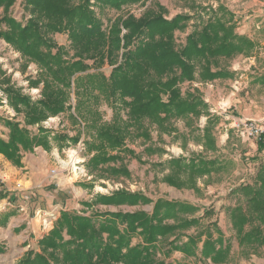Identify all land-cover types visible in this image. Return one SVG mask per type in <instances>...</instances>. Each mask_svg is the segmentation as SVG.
Here are the masks:
<instances>
[{"label": "trees", "instance_id": "obj_1", "mask_svg": "<svg viewBox=\"0 0 264 264\" xmlns=\"http://www.w3.org/2000/svg\"><path fill=\"white\" fill-rule=\"evenodd\" d=\"M142 1L25 0L31 17L20 22L11 12L16 0H0V38L41 66L47 79L44 98L37 103L7 85L11 105L25 118L22 123L0 117V124L8 130L7 138L0 135V155L20 167L24 153L34 152L48 139V132L41 128L35 132L30 127L39 125L49 115L65 112L74 88L75 113L87 121L89 131L99 142V155L88 162L91 172L102 176L128 174L125 168L109 167L117 157L106 149L121 148L130 137V129L150 143L149 127L156 126L160 134L175 135L185 146L189 141L204 146L201 154L165 163L172 172L164 178L169 186L200 191L198 179L210 176L222 165L220 157L208 156L218 152L214 135L218 118L210 116L198 89L190 87L184 92L183 85L231 78L228 64L240 55L251 54L256 45L248 36L237 33L235 15L224 6L208 14V20H204L205 8H195L193 16L179 14L168 19L166 9L158 7L140 18L118 16L105 26L102 15L106 11L121 12ZM190 22L194 23L192 31L184 44H178L176 32L186 31ZM122 30L126 32L123 36ZM63 33L71 42V59H67V48L53 40L55 34ZM88 61L98 67H113L110 76L87 73ZM103 100L114 112L109 125L102 121L101 112L89 107L93 104L97 109ZM203 115L208 116V122L201 133L196 124ZM176 119L183 120L188 131L176 129ZM257 145L259 152L264 150V135ZM230 197L236 204L226 207L225 212L232 224L233 238L243 248L264 246V165L252 183L234 187ZM96 203L154 206L152 213L84 215L62 211L54 228L40 239L39 249L26 252L18 264H172L158 261L156 255L162 251L166 257L182 252L211 259L215 264L228 260L232 238H224L218 221L211 222L196 236L186 234L201 225L204 218L211 217L213 208H204L200 214V207L186 201L153 202L143 194L125 191L101 196ZM135 235L142 238L143 245L132 246ZM204 236V246L199 249ZM184 237L188 241L181 246Z\"/></svg>", "mask_w": 264, "mask_h": 264}, {"label": "rangeland", "instance_id": "obj_2", "mask_svg": "<svg viewBox=\"0 0 264 264\" xmlns=\"http://www.w3.org/2000/svg\"><path fill=\"white\" fill-rule=\"evenodd\" d=\"M24 5L25 0H16L11 10L13 17L20 22H27L31 17ZM220 6H224L235 15L234 21L237 33L251 38L255 42L256 48L251 54L240 55L228 64L231 78L208 82L196 81L192 85L189 83L183 85L184 92L190 87L198 89L208 104L210 116L218 118V123L214 129L218 152L209 153L208 156L209 158L220 157L222 165L210 176L198 179L197 183L200 191L195 192L189 188L178 189L169 186L164 181V178L172 172L165 163L173 159H189L192 155L201 154L204 152V146L202 144H195L192 141H189L185 146L182 139L174 138L176 137L175 135L160 134L156 126L149 127L152 138L150 143L139 139L136 136L137 131L135 132V129H130V137L125 139L124 145L121 148L115 150L106 149L109 155L117 157V161L110 163L109 167L125 168L128 174L118 173L117 175L102 176L99 172H91L88 168V162L91 159L88 157V139L84 137L86 139V165L89 175L92 176V180L82 183H72L63 173L55 179L62 177L68 185H83L85 188L88 187L85 192L78 191L80 196H73L75 200L71 201L74 206L71 211L82 212L84 215H92L96 212L104 213L109 212V210L115 213H133L137 211L152 213L154 204L131 206L96 203L97 199L101 196H112L115 193L123 191L131 194H143L153 202L158 199L186 201L200 207L202 209L200 214L203 213L204 208H213L215 212L211 217L204 218L201 225L187 230L186 234L196 236L200 231H204L211 222L218 221V225L224 233V238H232V242H230V255L227 262L222 264H254L252 262L253 259L258 263L260 262V264H264V246L253 248L240 247L233 238L234 231L232 224L225 212L226 207L236 204V200L230 197L231 190L241 184L252 183L259 167L261 164L264 165V150L258 151V139H241L235 131L234 122L227 119L231 117L242 122L247 120H264V0H143L138 4L124 7L121 12L114 10L106 11L102 17L105 26H109L118 16L127 17L132 15L135 18H140L149 9L157 11L158 7L166 9V17L168 19H172L179 14L193 16L196 12L194 11L195 8H205L207 11H205L204 20H208V14L217 12ZM95 11L99 13L97 8H95ZM193 20L194 22L196 21L195 19ZM193 24V22H190L186 31L176 32L178 44L182 45L185 43L186 36L193 29ZM125 33V30H122V36ZM53 40L58 45L67 48L69 52L67 59H71L74 53L71 49L68 35L64 33L55 34ZM14 54H17V56L15 57ZM32 64L37 65L39 69L38 75H33L29 71V66ZM87 64L90 66L87 72L90 75L101 74L109 77L113 69L108 64H105L103 67L92 65V61H88ZM46 81L45 70L41 66L23 56L20 51L5 39L0 38V90L4 95V97L0 95V106L3 105L2 101L4 99L8 101L9 106L16 113V116L12 120L16 121L20 113L11 105L6 90L7 85L18 91L20 95L29 98L32 103H37L44 98L43 91ZM25 86H28L32 90L39 89L41 97L33 99L30 90L28 92L25 91ZM164 99L167 100V97H164ZM75 105V90L73 88L70 91V100L66 105L68 109L57 115H49L44 120L46 121L48 118L54 116L62 117V123L55 132L43 128L42 124L44 121L39 125L30 127V129L38 132V129L41 128L48 132L47 136L49 140H53L58 132L68 126L66 121L67 116L70 122H73L75 125L78 124L81 130L86 133V129H88L87 121L76 115ZM89 107L91 111L97 110L101 112L102 121L108 125L112 124L111 119L114 112L104 100L97 109H95L96 107L93 104ZM0 117L11 120L9 119L10 117L6 116L2 108H0ZM123 117L127 120L126 113H123ZM207 122L208 116L205 115L197 122L196 127L201 133H203L207 126ZM173 124L182 133L188 131L185 122L181 119L174 120ZM226 127L228 129V138L225 137ZM7 132L8 130L0 124V135L7 138ZM76 144L69 145L68 147ZM98 151L100 152V150ZM97 155L99 153L95 156ZM61 156L63 155L61 154ZM53 162L54 164L51 169L56 166L55 156ZM3 163L0 160V164L2 165ZM11 167L15 175H18V178H23L27 181V178L23 177L26 172L20 171L15 165L11 164ZM86 183L88 184L87 186L84 185ZM71 197L72 195L70 194L69 199ZM169 223L172 224L173 221L171 220ZM33 225L37 226L38 229L36 231L32 228ZM31 230L32 232H36L39 240L44 237H40L39 235L38 222H32ZM211 232L214 238L218 237L215 230ZM204 240L205 236L197 248L202 249L205 243ZM187 241V238L184 237L181 246L186 244ZM138 244L143 245V240L139 235H135L132 239V246ZM30 247L31 249H28L27 246V252L34 249L32 246ZM156 256L158 261L164 260L167 263L215 264L211 259L195 258L187 256L182 252H174L170 257H166L162 251V253L158 252Z\"/></svg>", "mask_w": 264, "mask_h": 264}, {"label": "crops", "instance_id": "obj_3", "mask_svg": "<svg viewBox=\"0 0 264 264\" xmlns=\"http://www.w3.org/2000/svg\"><path fill=\"white\" fill-rule=\"evenodd\" d=\"M24 114L21 112L19 122H24ZM16 120V121H17ZM68 126L58 132L53 140L45 141L43 146L35 148L34 152L24 153L22 165L18 168L20 171L26 172L23 177L27 178V188L30 190L31 198L26 202L27 213H21L17 209H7L0 213V264H18L19 260L27 252V246L31 245L38 250L39 236L36 232L29 230L27 219L38 209H47L50 207H58L62 211H71L74 206L71 201H74L73 196H80L78 191H87L83 185H68L64 178L52 179L49 175V170L53 167L54 156L61 155L63 151L72 144H76L83 137L88 140V157L92 158L99 153L97 146L99 142L96 136L86 129L84 133L79 125L70 122L66 116ZM1 162H7L0 155ZM11 165V164H10ZM13 180H10L4 187L0 195L1 200L10 199L17 200L18 196L13 192ZM84 185H88L87 183ZM72 197L69 199V195ZM75 212V211H73ZM110 213H115L109 210ZM79 214H84L78 212ZM35 231L38 229L36 225L32 227ZM254 264H260L256 260H252ZM173 262L172 264H176Z\"/></svg>", "mask_w": 264, "mask_h": 264}, {"label": "built area", "instance_id": "obj_4", "mask_svg": "<svg viewBox=\"0 0 264 264\" xmlns=\"http://www.w3.org/2000/svg\"><path fill=\"white\" fill-rule=\"evenodd\" d=\"M5 43L4 41H2ZM15 57L17 54H14ZM29 71L33 75L39 74V69L37 65H30ZM28 86H25V91L30 90L33 99H39L41 97L39 89H30ZM42 87V85H41ZM0 95L4 97L0 90ZM3 105L0 108L4 109V112L9 119H13L16 116V113L13 108L8 104L7 100L2 101ZM228 120L234 122L235 131L241 139L251 140L258 139L264 135V120H247V121H237L235 118L228 117ZM62 117L54 116L48 118L43 122L42 127L55 132L61 125ZM225 137L228 138V129L226 127ZM86 151V139L83 137L78 143L74 146H70L65 149L62 153L63 156L57 154L55 155L56 166L50 170V177L52 179L57 178L61 173L65 174V177L72 181V183H82L92 180V176L89 175L87 169V158L85 156ZM18 175H15L10 164L4 162L0 164V195L4 190L5 185L12 179L13 180V192L18 196L16 202L11 201L10 199L1 200L0 199V213L6 211L7 209H17L21 213H27L26 202L30 200V190L27 188V181L23 178H18ZM61 209L58 207H52L48 209L38 208L34 211L32 216H29L27 219V225L29 230H31L32 222L36 221L39 225V235L40 237L48 234L53 228L55 223L59 218ZM32 231V230H31ZM31 245H28V249H31Z\"/></svg>", "mask_w": 264, "mask_h": 264}]
</instances>
